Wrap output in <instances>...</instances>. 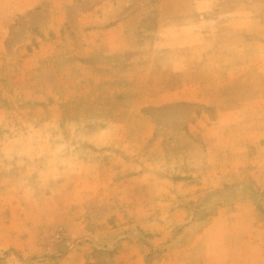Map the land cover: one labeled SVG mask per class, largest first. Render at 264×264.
<instances>
[{
  "label": "rangeland",
  "instance_id": "1",
  "mask_svg": "<svg viewBox=\"0 0 264 264\" xmlns=\"http://www.w3.org/2000/svg\"><path fill=\"white\" fill-rule=\"evenodd\" d=\"M119 2L0 0V264H264V129L179 99V47L137 107L99 103Z\"/></svg>",
  "mask_w": 264,
  "mask_h": 264
},
{
  "label": "crops",
  "instance_id": "2",
  "mask_svg": "<svg viewBox=\"0 0 264 264\" xmlns=\"http://www.w3.org/2000/svg\"><path fill=\"white\" fill-rule=\"evenodd\" d=\"M111 1L102 0L101 8L107 9ZM132 1L128 8L123 9L119 2L112 10L117 22L111 28L116 34L111 41L115 50L105 52L131 51L127 78L103 73L100 78L113 80L114 86L97 90L100 104L118 114L122 107H137L134 96L151 78L156 52L179 47L181 72L190 73V67H196L193 82L189 84L187 77L179 99H196L202 105L217 107L218 121L226 127H232V116H242L246 122L250 120L246 123L249 131L264 129V25H260L264 22V0ZM238 1L243 5L238 6ZM66 70L60 78L75 86L67 66ZM111 167L106 173L116 172ZM76 189L79 187L74 183Z\"/></svg>",
  "mask_w": 264,
  "mask_h": 264
}]
</instances>
